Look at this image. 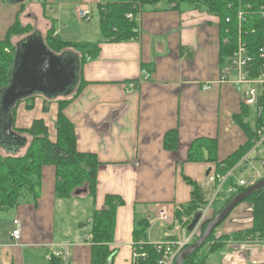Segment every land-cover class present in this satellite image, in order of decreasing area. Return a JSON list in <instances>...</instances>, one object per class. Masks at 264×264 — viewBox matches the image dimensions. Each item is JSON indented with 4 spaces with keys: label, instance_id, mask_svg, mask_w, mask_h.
<instances>
[{
    "label": "crops",
    "instance_id": "1",
    "mask_svg": "<svg viewBox=\"0 0 264 264\" xmlns=\"http://www.w3.org/2000/svg\"><path fill=\"white\" fill-rule=\"evenodd\" d=\"M116 2L26 0L8 4L0 0V39L23 9L19 18H25L28 25L33 23V32L44 36L53 28L63 41L90 42L99 47L98 54L81 65L82 89L68 99L73 98L63 110L73 127L76 150L94 155L98 162L94 192L90 194L85 184L78 195L56 197L55 167L44 166L37 196L26 191L16 206L0 210V264H51L55 260L51 254L64 249L67 264H91V216L106 209L109 196L122 202L116 207L114 232L108 244L114 251L112 264H133L136 217L149 224V245L187 238V220L176 219L175 211L189 204L196 188L208 200L211 187L204 185L205 176L213 169V164L205 160H187L190 145L198 138L214 139L216 161H222L246 142L244 130L235 122L243 108L241 96L219 80L225 67L220 52L222 48L228 52V47L224 43L226 27L222 35L218 18L186 4L173 8L162 0L163 8L157 7L160 3L137 6L133 17L137 35L133 39L109 42L100 32L97 6ZM85 6L91 15L81 21L75 10ZM93 13L97 23L93 22ZM142 69L149 73V80L129 89V82L136 81ZM205 85L209 89L204 90ZM24 101L15 107L13 127L28 129L33 120H41L49 139L55 142L57 107L52 108L50 129L46 115L37 111L41 101L34 98L30 105ZM171 131L176 133L177 146L166 149L164 137ZM241 178L234 176V181ZM87 197L91 198L92 209L85 221L82 217L70 218L72 209L57 206L61 200L79 203ZM222 204L223 200L217 209ZM14 219L21 224L18 241L11 236ZM57 223L63 237L56 239ZM251 223L249 206L241 204L220 223L216 233L231 236L249 229ZM247 240L229 238L222 250L208 255L206 264H222L226 256L225 264H264V240L245 244ZM240 245L245 246L242 259L229 255Z\"/></svg>",
    "mask_w": 264,
    "mask_h": 264
},
{
    "label": "trees",
    "instance_id": "2",
    "mask_svg": "<svg viewBox=\"0 0 264 264\" xmlns=\"http://www.w3.org/2000/svg\"><path fill=\"white\" fill-rule=\"evenodd\" d=\"M161 1L118 0L116 3L98 5L99 28L103 38L109 42H122L133 39L137 35V25L133 19L129 20L126 15L132 14L135 17L138 12L137 6L146 8L154 6ZM164 1L167 5H172L173 8H178L181 4L190 5L200 10L203 8V11L218 18L219 30L222 35L224 34V27H226L225 17L233 12H230L227 8V0ZM20 12H18L13 24L7 29L3 39H0V89L8 85V70L13 63L14 52L16 50V45L13 47L10 44V39L16 36V34H22L24 31H27L24 32L25 34L30 31L29 26L22 27L19 19ZM231 26L234 27V25ZM45 35L46 39H43L44 44L54 54H61V51L67 48L79 50L81 52V57H78L80 67L87 59L95 57L99 52L98 44L95 43H74L61 40L60 37L54 34L53 28L49 29ZM5 49H8L9 52H5ZM227 53L226 48L221 49V62ZM82 86L80 80H78L73 90L74 94L72 93L71 97L76 96L82 89ZM30 99H34V97H30ZM71 100H67L65 103L60 102L58 105L55 120V142L49 139L47 127L41 120H33L28 129L19 130L15 129L12 123V133L23 138L24 144L19 146L15 152L0 153V210H8L16 206L18 198L26 191L31 192L36 197L39 191L42 168L46 165H53L55 167L56 181L54 192L56 197H70L85 184H87L89 193L93 194L98 162L94 155L80 153L76 150L72 124L63 115L64 108ZM42 110L47 111L48 109L43 106ZM14 111L15 108L12 111V119H14ZM246 115H248L246 109L241 108V114L235 118V122L244 130L246 142L226 159L216 161V140L198 138L190 145L187 151V160L191 162L205 160L207 163H212L213 171L221 175L233 169L250 150V140L254 135L253 128L247 122H244ZM24 136L29 137L30 141L27 142ZM163 145L166 149H174L177 146L175 131L166 133ZM22 148L25 149L24 153L17 155L18 151ZM230 183L234 184L233 181ZM245 189V187H240L237 193L232 195L219 192L216 197L219 200H223L222 206L212 215H209L210 211L206 213L196 228L193 241L201 236L207 224L232 201L233 197ZM105 203L106 209L93 212L90 220V238L92 241L91 264H112L114 251L108 249V244L111 242L114 232L115 210L122 202L117 197L109 196L106 198ZM206 203L205 194L196 188V191L192 192L189 204L186 207L176 209L175 218L181 219L183 211L188 213L192 217L185 223L184 226L187 227L193 216L199 213V210L203 209ZM241 204H247L250 208L251 227L235 232L231 236L223 235L218 240H215L214 236L216 229L220 226L219 224L208 236L206 243L187 257L183 262L184 264H206L208 255L222 250L225 247L226 240L229 238L241 241L253 238L256 234L260 236L264 235V187L255 191L236 207ZM148 227L149 224L146 219L140 217L134 218L132 234L136 242L135 248L137 250L140 248L141 252L147 255L146 259L138 260L137 264H155L158 258L153 245L146 243ZM206 247H208L206 254L202 255V251ZM60 262V259L55 258L51 264H60Z\"/></svg>",
    "mask_w": 264,
    "mask_h": 264
},
{
    "label": "built area",
    "instance_id": "3",
    "mask_svg": "<svg viewBox=\"0 0 264 264\" xmlns=\"http://www.w3.org/2000/svg\"><path fill=\"white\" fill-rule=\"evenodd\" d=\"M227 1V8L233 12L224 20L226 24L224 43L228 47V54L223 59L225 67L220 71L219 80L238 90L242 107L248 113L245 122L253 128L254 135L250 140V150L233 169L224 175L215 173L213 169L206 174L204 185L211 187V193L204 208L199 210L201 214L199 223L210 210L211 204L218 198L216 196L219 192L232 195L237 193L240 187L248 188L264 177V0ZM75 12L81 21L89 20L91 15V11L86 6L77 7ZM126 17L129 20L133 19L132 14H127ZM147 80H149V73L142 69L140 77L134 82H129L128 88H135L137 84ZM203 89L207 90L209 86L205 85ZM255 164L259 165L261 172H253L250 179L241 178L234 181L235 170L245 169ZM231 181L234 184H231ZM160 216H163L162 212ZM13 225L11 236L18 241L21 224L18 219H14ZM193 237L194 232H190L187 238L162 240L154 244L153 248L158 256L155 264H175L177 255L192 242ZM214 237L218 240L221 234L215 233ZM260 240H264V235L256 234L253 238H248L245 244H253ZM244 247L240 245L229 255L235 254L242 259ZM135 249L132 253L133 264L147 258L146 253H138ZM67 254L64 249L52 253L51 257L60 259V264H67ZM226 258H223L222 264H225Z\"/></svg>",
    "mask_w": 264,
    "mask_h": 264
},
{
    "label": "water",
    "instance_id": "4",
    "mask_svg": "<svg viewBox=\"0 0 264 264\" xmlns=\"http://www.w3.org/2000/svg\"><path fill=\"white\" fill-rule=\"evenodd\" d=\"M8 4H22L26 0H3ZM78 56L65 51L52 53L44 44L38 32H33L16 44L13 63L8 70V85L0 89V148L5 152H15L24 144V139L11 131L12 111L16 105L27 98L37 95L64 97L70 95L80 74ZM264 187V178L233 197L232 201L218 213L205 227L196 241L185 247L176 257L175 264H184V260L202 247L212 231L222 223L230 212L255 191ZM80 194V190L74 192ZM201 214L193 216L187 231L192 232L198 226Z\"/></svg>",
    "mask_w": 264,
    "mask_h": 264
},
{
    "label": "rangeland",
    "instance_id": "5",
    "mask_svg": "<svg viewBox=\"0 0 264 264\" xmlns=\"http://www.w3.org/2000/svg\"><path fill=\"white\" fill-rule=\"evenodd\" d=\"M164 6H165V4H161L160 3L157 7L158 8H163ZM201 10H203V8H201ZM22 12H23V9H21L20 13H22ZM93 14H94L93 22L97 23V15H96V13H93ZM19 19H20V23H21L22 27L29 26L30 31L28 33H25V34H24V32H27V31H24L22 34H16V36H13L10 39V44H12L13 47L21 39L25 38L27 35H29L30 33H32L34 31L33 23H30V25H28V23H26L25 18L24 19L19 18ZM54 24L56 25L57 22H54ZM42 37H43V39H46V35H44ZM68 41H72V40H68ZM66 50L75 53L78 57H81V54H80L81 52L79 50H75V49L72 50V49H69V48H67ZM66 50L61 51V52H65ZM4 51L5 52H9L8 49H5ZM72 93L70 95L66 96V97H64L65 95H60L59 97H47V96L37 95V96L34 97V98L38 99V102L39 101L43 102L42 106L46 105L45 107L48 109L47 111H43L42 110L43 107H41V102L37 105V111L39 113H41L42 115H44V116L46 115V120H47L48 126H50V124H53V121H52V108L56 106L57 109H58L59 103L60 102L61 103H65L74 94V93L73 94ZM24 102H26V103H28V105H30L29 102H31V103L34 102V99H32V101H30V98H27V100H25ZM31 113L34 114L33 111H31ZM247 116L248 115H246L245 119H247ZM50 129H52V125L50 126ZM29 141H30V138L27 137V142H29ZM24 151H25L24 148L20 149L18 151L17 155L23 154ZM0 153L1 154H5V152L2 149H0ZM255 171H260L261 172V168L259 167L258 164L248 166L247 168H245L243 170H235L234 173H233V176H236L237 178L242 177L243 179H250L252 177V173L255 172ZM81 187H83V186H81ZM221 203H222V200H219L217 198L216 201L211 204L209 211L217 209L220 206ZM57 206H58L59 209H63V208H66L68 210L72 209V213H71V217L70 218L77 219L78 217H82V221H85L89 217V215L91 213L90 211L92 209V207H91V198H89V197H87L84 201L79 202V203H77L75 201L61 200V201L58 202ZM246 206H248V205L246 204ZM61 216H62V214L59 215V217H61ZM191 217L192 216H189L188 213H186L185 211L182 212V215H181V219L182 220L185 219V220L188 221V220L191 219ZM66 233L68 234L69 231H67ZM57 237H63V235L58 232V223L56 225V230L54 231V238L57 239ZM207 249H208V247H206V249H203L202 255L206 254ZM136 251L138 253H140L142 250H140V248H139L138 250L136 249Z\"/></svg>",
    "mask_w": 264,
    "mask_h": 264
}]
</instances>
